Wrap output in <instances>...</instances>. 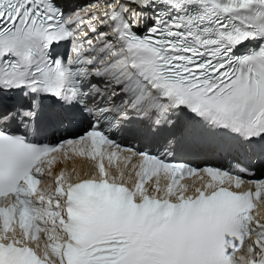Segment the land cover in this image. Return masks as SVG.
Masks as SVG:
<instances>
[{
  "label": "snow or ice",
  "instance_id": "6c2138e0",
  "mask_svg": "<svg viewBox=\"0 0 264 264\" xmlns=\"http://www.w3.org/2000/svg\"><path fill=\"white\" fill-rule=\"evenodd\" d=\"M205 148L264 162V0H0V264H264V179Z\"/></svg>",
  "mask_w": 264,
  "mask_h": 264
},
{
  "label": "bare ground",
  "instance_id": "6f19581e",
  "mask_svg": "<svg viewBox=\"0 0 264 264\" xmlns=\"http://www.w3.org/2000/svg\"><path fill=\"white\" fill-rule=\"evenodd\" d=\"M64 3V1H63ZM65 4V3H64ZM72 156V155H71ZM72 163L75 167L79 168V167H82V166H87V162H83L82 158H79V157H72Z\"/></svg>",
  "mask_w": 264,
  "mask_h": 264
}]
</instances>
